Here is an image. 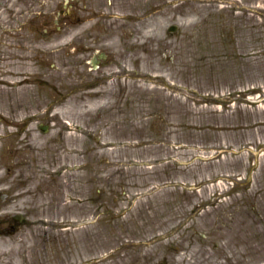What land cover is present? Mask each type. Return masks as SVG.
<instances>
[{"label":"rangeland","instance_id":"rangeland-1","mask_svg":"<svg viewBox=\"0 0 264 264\" xmlns=\"http://www.w3.org/2000/svg\"><path fill=\"white\" fill-rule=\"evenodd\" d=\"M1 1L0 91L27 129L2 118L0 211L27 224L0 264H264V0ZM84 31L124 66L105 97L77 88Z\"/></svg>","mask_w":264,"mask_h":264},{"label":"flooded vegetation","instance_id":"flooded-vegetation-1","mask_svg":"<svg viewBox=\"0 0 264 264\" xmlns=\"http://www.w3.org/2000/svg\"><path fill=\"white\" fill-rule=\"evenodd\" d=\"M3 2V1H2ZM74 8L76 10L80 9L79 3H75ZM71 7V8H72ZM79 16H76L77 21L79 20ZM80 21V20H79ZM103 36L100 34H95L94 31H84L82 32V35L75 36L74 39H72L71 45L77 46L78 49L76 51V54H79L81 58H79L78 61H74V65L76 67L78 65L82 66V63L84 64V69L87 71L92 72V74H89L88 81L85 82H79L77 88L83 86L84 92H90L88 95H93L96 97H100L104 94V91L107 89L103 88L106 83H109V81L113 79H119L124 74V67L123 63H120L115 55H110L108 51L102 49L100 46ZM222 37H220L219 40H221ZM227 40V42H225ZM235 40V36H229L228 39L224 37L223 42L221 43V48L218 54V59L222 58L221 61H218L219 66H224L225 63H230L234 61L235 59V49L233 46V41ZM122 54L120 55V57ZM119 57V56H118ZM9 60V59H8ZM10 74V73H9ZM112 77V78H111ZM116 86L119 88L120 84L116 82ZM114 87V86H113ZM95 92V93H92ZM8 94V91L6 90L5 95ZM114 97V96H113ZM4 98V99H3ZM12 98L11 95H7L6 99L5 96L0 94V110L2 111L3 106L4 110L9 111V117L8 122H6V125L12 126V107H11ZM113 107V104L110 105ZM27 124V123H25ZM6 134H8V131L5 129V131L0 132V136L3 137ZM10 135V133H9ZM12 201V197L9 195L8 192L2 190L0 188V203L1 206L6 205L7 203ZM27 224V221H24L23 216L21 217L18 214L14 213H1L0 211V239H6L15 235H18V233L25 227ZM60 254V253H69L67 250L60 251L59 249L55 251H48L47 249H43V257L47 256V258L52 254ZM58 258L53 259L52 261L56 264H71L70 261H63L65 256H56ZM43 261V258H39L35 262ZM50 261V260H49Z\"/></svg>","mask_w":264,"mask_h":264},{"label":"water","instance_id":"water-1","mask_svg":"<svg viewBox=\"0 0 264 264\" xmlns=\"http://www.w3.org/2000/svg\"><path fill=\"white\" fill-rule=\"evenodd\" d=\"M177 30V25L176 24H172V25H170L169 27H168V31L169 32H174V31H176ZM171 87H172V85H170Z\"/></svg>","mask_w":264,"mask_h":264},{"label":"bare ground","instance_id":"bare-ground-1","mask_svg":"<svg viewBox=\"0 0 264 264\" xmlns=\"http://www.w3.org/2000/svg\"><path fill=\"white\" fill-rule=\"evenodd\" d=\"M26 65H29V64H26ZM21 81L27 82V81H29V79L26 78V77H23V78L21 79Z\"/></svg>","mask_w":264,"mask_h":264}]
</instances>
